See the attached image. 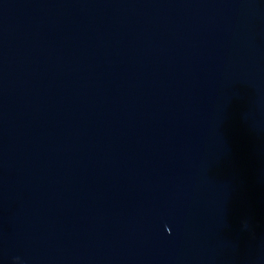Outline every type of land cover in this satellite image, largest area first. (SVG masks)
Masks as SVG:
<instances>
[{"label": "water", "instance_id": "95a60500", "mask_svg": "<svg viewBox=\"0 0 264 264\" xmlns=\"http://www.w3.org/2000/svg\"><path fill=\"white\" fill-rule=\"evenodd\" d=\"M0 264H264V0H0Z\"/></svg>", "mask_w": 264, "mask_h": 264}]
</instances>
